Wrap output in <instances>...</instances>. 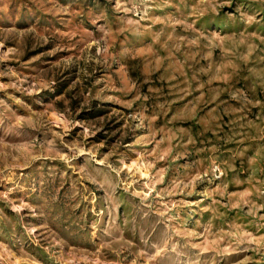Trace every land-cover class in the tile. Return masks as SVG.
Listing matches in <instances>:
<instances>
[{
  "label": "rangeland",
  "instance_id": "1",
  "mask_svg": "<svg viewBox=\"0 0 264 264\" xmlns=\"http://www.w3.org/2000/svg\"><path fill=\"white\" fill-rule=\"evenodd\" d=\"M0 264H264V0H0Z\"/></svg>",
  "mask_w": 264,
  "mask_h": 264
}]
</instances>
